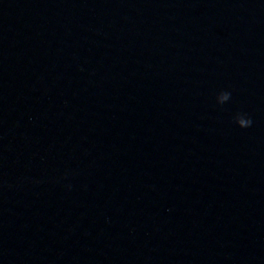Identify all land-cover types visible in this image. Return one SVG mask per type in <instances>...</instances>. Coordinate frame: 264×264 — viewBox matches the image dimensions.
I'll return each mask as SVG.
<instances>
[{"label":"water","instance_id":"95a60500","mask_svg":"<svg viewBox=\"0 0 264 264\" xmlns=\"http://www.w3.org/2000/svg\"><path fill=\"white\" fill-rule=\"evenodd\" d=\"M0 264H264V0H0Z\"/></svg>","mask_w":264,"mask_h":264},{"label":"clouds","instance_id":"9594fccd","mask_svg":"<svg viewBox=\"0 0 264 264\" xmlns=\"http://www.w3.org/2000/svg\"><path fill=\"white\" fill-rule=\"evenodd\" d=\"M230 93L227 92V91H222L220 92V101H221V104L223 103V101H227L229 100L230 98ZM240 116H243L245 117V114H237L235 119H236V122L238 123V125L242 128H245V127H250L251 124H252V120L251 118H239Z\"/></svg>","mask_w":264,"mask_h":264}]
</instances>
